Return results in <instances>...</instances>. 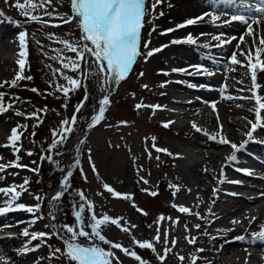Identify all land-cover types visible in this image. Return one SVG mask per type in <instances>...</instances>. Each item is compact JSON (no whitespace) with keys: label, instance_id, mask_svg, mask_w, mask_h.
<instances>
[{"label":"rangeland","instance_id":"rangeland-1","mask_svg":"<svg viewBox=\"0 0 264 264\" xmlns=\"http://www.w3.org/2000/svg\"><path fill=\"white\" fill-rule=\"evenodd\" d=\"M15 3L16 0H0V7L12 16V22L8 23L18 34L21 31L27 33V57L22 74L31 79L20 80L16 87H9L7 84L0 87V94H3V107L6 109L0 112L5 114L6 118L10 117L9 120L12 123L10 122L8 132L16 128L20 134V140L17 142L19 151L14 149L16 152L14 161L28 167L8 168L11 175L0 179V182L6 181L4 184L0 183V188L22 185L25 179L29 181L24 184L26 191H22L21 196L14 202L23 200V204L29 207L40 205L36 212H31L30 219L37 220L36 223L39 224V227L35 228L37 233L47 234L43 237L37 236L35 239V243L43 250L41 255L46 264H74L64 254L65 245L55 236L46 214L52 211L56 226L67 238L69 234L62 226L77 225L75 213L80 210V205H84L82 213L84 225L87 226L91 222V212L88 210L87 202L94 205L93 210L98 217L107 214L113 218H123L120 223L129 227L130 233L109 224L103 227L102 234L109 241L121 243L129 250L136 251L146 264H193V258H195L194 264H226L225 260L230 257V254L226 255L227 251L234 250L231 254L235 256L236 253L241 254L248 249L262 258L264 249L262 250L261 245L263 246L264 242L257 240L253 247H246L243 242L244 240L252 241L251 234L259 232L260 225L264 224V221L254 222L256 226L246 224L239 230L236 228L234 231H226L234 228V225L230 222L219 224L212 223L207 218L201 219L194 214V210L197 207L198 195L202 193L204 186L202 176L194 179L193 177L186 179L179 174L172 176L176 163L181 164V167L184 164L193 163L192 158L180 157L174 153L176 147L180 146H188L187 151L192 148L201 150V147L207 146L209 150L221 152L220 157H214L211 160H203L202 156H198L202 161L210 164L216 176L221 168V162H224L225 157L234 151L231 143L236 145L243 143L247 137L246 133L252 129V123H256V118L246 122L227 116L243 128V132H237L239 143H236L234 137L215 133L214 124L207 125L197 121L196 118H187L186 121L196 120L198 122L195 123L196 127H193L192 123L184 122L179 126L164 127L167 121L159 112V108L154 110L152 107H136L138 104L159 105L161 101L155 94L154 80L149 78L147 73L150 57L146 56V53L154 47L155 39L153 38L156 36L154 26L163 12L164 0H160L159 3H156V0H146L147 11L139 47L141 54L137 56L126 78L118 84L111 81L110 89L106 88V74L98 72L97 65L93 62L94 57L87 53L84 60L78 61L80 65L78 70L73 71L71 68L63 67V63H69L68 58L76 59V53L67 50L60 41L81 44L82 36L76 22L68 24L61 22L60 17L73 15L70 0H52L51 4H43L32 13L40 17L38 21H29L15 7ZM154 3L156 6L153 9ZM47 12H51L52 15H46ZM41 21H47V23ZM54 24L60 26L53 27ZM148 41L150 43L145 48L144 44ZM7 69L6 72H0V83L12 81L20 71L19 65L15 62L7 65ZM65 76L80 81V87L70 90L67 95L59 87L72 88L64 79ZM145 85L147 87H144ZM32 89L37 91L33 92ZM104 94L110 101L106 106L104 118L94 127L89 128L82 143L78 145L79 134L86 128ZM77 106H80L78 111ZM175 109L182 110L178 106ZM33 113L36 115L33 116ZM73 116L76 117L74 124L70 123L67 126L62 124L64 120L71 122ZM68 126L72 127L73 131L64 133L67 139L51 148L53 141L60 139L59 133ZM197 128L200 130L198 131ZM224 129L229 131L228 127ZM53 131L57 133L56 136L53 135ZM213 136L216 138L213 139ZM220 139H226L230 143L215 145ZM204 143L206 145H203ZM156 148L167 149L170 153L172 150V155L158 152ZM29 152L32 155H28ZM42 157H51V159ZM71 157L73 163L69 166L71 176L68 184L64 186L62 183L59 192L63 195L59 199H53L49 197V194L58 186L59 178ZM195 157L197 158L193 156ZM93 165L95 171H93ZM31 169H38V171H31ZM205 179V183L209 181L208 178ZM145 180L147 183H144ZM104 184H108L116 192L130 194L131 198L114 197L103 187ZM196 185H198L197 188H195ZM17 191H21L19 187ZM153 191L158 194L152 196L150 193ZM80 192H83L86 200L81 199ZM8 199L9 197L0 194V200ZM185 202L192 205L187 206ZM208 203L205 206L208 207ZM173 205L186 206L192 214L181 213ZM206 210H201L202 215ZM161 216L165 219L158 220ZM177 218L179 222L174 223ZM188 220L190 223L187 222ZM197 224L200 225L199 229L195 227ZM131 225L136 227L132 228ZM219 226L223 230L213 231ZM157 228L160 230V242L153 240L157 234ZM243 228L253 230L248 232L242 230ZM85 230L90 231L87 227ZM224 230L229 232L228 235H224ZM165 232L168 233L167 245L164 243ZM237 236H245L246 239L234 240L233 238ZM133 237L139 241H152L156 251L138 247L133 243ZM192 237L196 238L195 243L188 242ZM173 240L176 241L175 245L172 244ZM80 241L87 243L83 237ZM96 243L105 249L110 247L100 241ZM221 245H224L222 249ZM203 246H205L203 251H198ZM165 247L170 248L171 251L167 253L164 261H160L158 256L164 255ZM56 249L61 251L56 252ZM112 251L119 258L120 264H139L136 259L119 249H112ZM180 256L185 259L181 261L178 258Z\"/></svg>","mask_w":264,"mask_h":264},{"label":"bare ground","instance_id":"bare-ground-1","mask_svg":"<svg viewBox=\"0 0 264 264\" xmlns=\"http://www.w3.org/2000/svg\"><path fill=\"white\" fill-rule=\"evenodd\" d=\"M245 1L261 5V0H232L231 3H213L211 0H164L163 12L154 26L156 36L153 38L155 44L152 48L161 50L150 56L147 73L149 78L154 80L155 94L161 99L159 112L164 115L167 122H172L170 126H179L183 122L195 124L198 123L197 121L207 125L214 124L215 133L234 137L236 143H239L237 132H243V128L229 118L246 122L256 118L253 110L256 107L254 96L259 95L264 98V71L257 72V87H254L251 69L246 65L256 63V49L264 48L260 43L264 38V15L255 11L257 7L249 8L241 3ZM0 12L3 13L0 15L1 55L6 54L13 45L17 48L20 41L19 34L8 23L12 22V16L1 7ZM239 13L248 21L247 25L243 21L230 18V15L238 16ZM188 20L196 22L187 24ZM169 29L172 31H168ZM189 36L195 43L187 42ZM173 41L180 42L173 43ZM222 41L228 42L222 43ZM249 51L252 53L251 57L245 55ZM233 54L240 61L239 64L232 63ZM260 59L264 61V53H261ZM11 64L8 58L0 56V72H6L7 65ZM181 69L184 71H179ZM111 83L110 79L106 80L107 89L111 88ZM176 106L181 107L182 110L175 109ZM99 108L100 102L84 130L92 123ZM260 115L261 123H264V109L260 110ZM187 118L198 120L186 121ZM9 119L10 117L6 118V115L0 112V158H2L0 164H7L16 158V152L8 141L11 133L8 132L11 125ZM222 125L228 127L229 131L222 128ZM246 140L248 142L244 148L236 151L235 161L230 162L227 159L233 152L225 157L216 176L210 164L202 159L211 160L220 157L221 152L209 150L207 146L201 147V150L192 148L187 151L188 146L176 147L174 150L177 156L192 158L193 163L184 164L183 167L176 163V173L173 171L172 176L179 174L186 179L202 176L203 179L204 186L202 193L198 195L194 214L198 212L200 214L198 217L210 219L212 223L230 222L234 225L233 231L242 224L251 223L253 217L256 218L255 223L264 221V127L258 125L252 133V138L249 139L247 136L243 142ZM222 144L220 141L215 143L220 146ZM198 156H202V159ZM72 161L71 157L61 175L60 183L49 197H54L60 191ZM244 169L250 170L251 174L241 171ZM9 172L8 168L0 172V179L10 176ZM205 178L209 180L206 181L207 184ZM0 183L4 184L6 181ZM6 201L0 200V207H6ZM206 203L208 207L205 206ZM13 204L11 211L0 214V264L10 263L5 262L6 259L14 261L13 264H46L41 255L43 250L35 243L36 240L32 239V235L37 233L35 228L39 227L37 220L30 219L31 212L16 207L18 204H23V200ZM185 204L192 205L189 202ZM202 209H207L203 215ZM46 215L53 232L58 233L56 236H59L64 243L62 239L64 236L56 226L52 211ZM233 220L241 223L234 224ZM187 222L190 223L189 220ZM215 229L223 230L220 226L213 231ZM25 230L29 235H24ZM5 231L8 233H3ZM200 248L203 249L205 246ZM233 251L226 252V255L230 254L228 260H225L226 264L264 263V257H259L250 249L244 250L241 254L236 253L235 256L231 254Z\"/></svg>","mask_w":264,"mask_h":264},{"label":"snow or ice","instance_id":"snow-or-ice-1","mask_svg":"<svg viewBox=\"0 0 264 264\" xmlns=\"http://www.w3.org/2000/svg\"><path fill=\"white\" fill-rule=\"evenodd\" d=\"M52 0H16L15 7H17L21 13L28 18L29 21H38L40 17L37 15H33L32 13L39 7H42L43 4H51ZM160 0H156V3H159ZM213 3H231L232 0H211ZM71 4V11L73 13L70 17H60L61 22L64 24L76 22L77 26L82 32L81 36V44H72L69 41H60L63 43L67 50L76 53V59L72 60L68 58L69 63H63L64 68H71L73 71L79 69L80 65L78 61L85 59V53L94 57V63L97 65L98 72L105 75V79H110L115 83H119L121 80L125 79L128 75L133 63L135 62L137 56L141 53L139 51L140 41H141V30L144 25V17L146 15V0H70ZM156 4L152 5L153 9L155 8ZM256 12L261 13L264 15V0H261V6L255 9ZM46 15L51 16V12L45 13ZM0 15H3L0 12ZM233 19L243 21L246 25L248 21L245 20L244 16H234ZM42 23H47V21H41ZM195 20H188L187 24L195 23ZM53 27H59V24L52 25ZM183 26V25H181ZM168 31H172L169 29ZM26 31H21L19 33V41L21 46V51L18 55L21 57L16 61V63L20 67V71L16 74L15 78L12 81H5L0 83V87H3L7 84L9 87H16L18 82L23 79H31V77H25L22 73L24 70V66L26 63L27 57V43H26ZM87 41L88 43H82ZM180 41H173V43H179ZM188 43H195V41L189 36L187 38ZM228 41H222V43H227ZM150 41L144 44V47L147 48ZM260 43L264 45V38L261 39ZM160 48L151 49L146 53V56L150 57L155 52L160 51ZM264 53V48H257L256 49V63H249L246 67L251 69V78L253 82V86L257 87L256 85V76L258 71H264V61H261L260 55ZM244 54V53H242ZM251 57L252 53L245 54ZM55 58V57H54ZM232 63L239 64L240 61L236 59V55L233 54L232 56ZM179 71H184L183 69ZM143 75V73H141ZM64 79L68 81V83L72 86V88L59 86L60 90L67 95L68 92L72 89L80 87V81L78 79L65 76ZM144 87H147L146 85ZM33 92H36L37 89H32ZM231 99V97H228ZM254 99L256 101V107L253 109L256 115V123H252V129L246 135L249 139L252 138V133L256 130L257 126L264 127V123H261V115L260 110L264 109V98L260 97L259 95H255ZM3 94H0V111H5L6 109L3 107ZM110 101L107 95H105L102 100L100 101V108L98 113L93 117L92 123L89 127H94L100 120L104 118V112L106 111V106L109 105ZM80 106H77V111L79 110ZM137 108L140 107H152L154 110L160 108V105H143L138 104L136 105ZM215 106L213 105V108ZM20 114V113H17ZM33 116L36 114L33 113ZM76 117L73 116L71 122L69 120L62 121V124L67 126L70 123L74 124ZM126 123V122H121ZM172 123L171 121L165 123L163 126L168 127V125ZM26 127V126H24ZM193 127H196L193 124ZM199 131L200 129L197 128ZM73 128L68 126L64 128L62 133H59L60 139L54 140L51 148L56 147L57 143H63L67 136L64 133H71ZM53 135L56 136L57 133L53 131ZM213 139L216 137L213 136ZM155 141V137L152 138ZM20 140V134L16 128H13L11 131V135L8 137L9 144L15 149L17 152L19 148L17 147V142ZM248 141H244L240 145H236L231 143V147L234 150L232 155L227 157V159L231 161L236 160V151H239L244 148L245 144ZM220 143L229 144L230 142L226 139H221ZM153 147L155 148V143H153ZM158 152H164L168 155H172V153L168 152L167 149L163 148H156ZM28 155H32L31 152ZM149 156L151 154L149 153ZM46 159H51V157H42ZM2 159V158H0ZM159 159V157H157ZM76 163L78 164L79 161L77 160ZM9 167L20 168L24 167L27 168V165H22L18 161H11L7 164H0V172H4ZM207 170V169H206ZM31 171H38V169H31ZM93 171H95V166L93 165ZM246 174H251L250 170L244 169ZM71 176V172H69L64 178V186H67L68 179ZM86 179V177H85ZM143 179V178H141ZM29 181L25 179L24 184H27ZM222 182V181H221ZM144 183H147L145 180ZM24 184L19 186H10L7 188H0V194H3L9 199L6 201V207H0V214H4L8 211L12 210V204L16 201L20 196L22 191H26L24 188ZM17 187L21 191H17ZM103 187L110 193L113 194L116 198H124L130 199V194H122L116 192L113 188H111L108 184H104ZM152 196H156L158 193L153 191L150 193ZM63 195L62 192H57L53 199H59ZM175 195V193H174ZM80 197L82 200H86L83 192H80ZM36 199H40V197H36ZM88 210L91 212L90 216V223L85 226L83 223L82 213L84 211V205H80V210L75 213L77 225H63V229L69 234L67 238L62 237L65 243V255L69 259L70 262H74V264H120L119 258L116 257L115 252L112 249H119L126 255L133 257L136 259L139 264H146V262L137 254L136 251H131L129 248L124 247L121 243L109 241L105 235L102 234V229L109 224L117 226L121 231L130 233L131 229L126 225H122L120 221L123 219L122 217L113 218L104 214L98 217L94 212V205L91 202H87ZM136 207L135 205H133ZM18 209H26L28 212H35L39 209L40 205L37 204L34 207H26L24 204L16 205ZM173 207H177L178 211L181 213H188L192 214L191 210L186 206H177L173 205ZM139 210V209H138ZM142 211V210H140ZM209 211H211L209 209ZM145 215L147 213H144ZM195 215L200 216L197 212ZM165 217L161 216L158 220H163ZM170 219V218H169ZM253 220L256 218L253 217ZM35 222V221H33ZM178 218L174 223H178ZM232 223L238 224L241 223L240 221L233 220ZM85 227L90 229V231L85 230ZM132 228H135L136 225H131ZM187 228V226H185ZM197 229L200 228V225H195ZM232 229H227L226 231H231ZM58 234V233H56ZM207 235V233H205ZM24 235L27 236L29 233L25 230ZM47 235L46 233H36L32 235V239H36L37 236L43 237ZM165 241L164 243L167 245V235L168 233L165 232ZM252 241L255 243L257 240L264 242V224L260 225V231L256 233H252ZM83 237L87 241V243H83L80 241V238ZM215 239L216 237H211ZM234 240H244L246 239L245 236H237L233 238ZM153 240L156 242H160V230L157 228V234L153 237ZM96 241L103 242L104 244H108L110 247L105 249L101 247ZM196 238L192 237L188 240L189 243H195ZM133 243L138 245V247L143 249H150L153 252L156 251L155 245L152 241L144 240L139 241L133 237ZM176 241L173 240L172 244L175 245ZM227 243V241H226ZM224 245H221V249ZM56 252H60V249H56ZM171 249L165 247L164 255L158 256L160 261H164L166 259L167 253L170 252ZM198 251H203V249H198ZM181 261L185 258L183 256L178 257ZM195 258H193L194 264Z\"/></svg>","mask_w":264,"mask_h":264},{"label":"water","instance_id":"water-1","mask_svg":"<svg viewBox=\"0 0 264 264\" xmlns=\"http://www.w3.org/2000/svg\"><path fill=\"white\" fill-rule=\"evenodd\" d=\"M81 138H82V134L78 138V145H80V143H81Z\"/></svg>","mask_w":264,"mask_h":264}]
</instances>
